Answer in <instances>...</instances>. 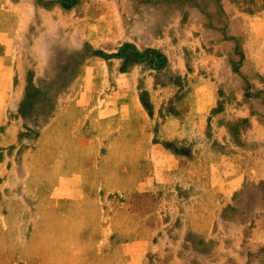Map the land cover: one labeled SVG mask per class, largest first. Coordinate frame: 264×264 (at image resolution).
Segmentation results:
<instances>
[{
	"label": "rangeland",
	"instance_id": "374dc122",
	"mask_svg": "<svg viewBox=\"0 0 264 264\" xmlns=\"http://www.w3.org/2000/svg\"><path fill=\"white\" fill-rule=\"evenodd\" d=\"M0 264H264V0H0Z\"/></svg>",
	"mask_w": 264,
	"mask_h": 264
}]
</instances>
